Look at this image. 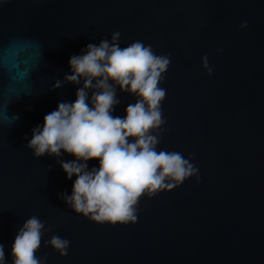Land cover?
<instances>
[{"label":"water","instance_id":"water-1","mask_svg":"<svg viewBox=\"0 0 264 264\" xmlns=\"http://www.w3.org/2000/svg\"><path fill=\"white\" fill-rule=\"evenodd\" d=\"M0 264H264V0H0Z\"/></svg>","mask_w":264,"mask_h":264}]
</instances>
